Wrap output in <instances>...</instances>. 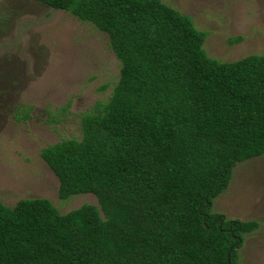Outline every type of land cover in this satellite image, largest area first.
I'll use <instances>...</instances> for the list:
<instances>
[{
    "label": "trees",
    "instance_id": "1",
    "mask_svg": "<svg viewBox=\"0 0 264 264\" xmlns=\"http://www.w3.org/2000/svg\"><path fill=\"white\" fill-rule=\"evenodd\" d=\"M29 1L105 34L119 75L79 138L39 153L60 200L90 194L98 207L0 202V264H241L258 223L211 205L235 164L264 154V54L208 57L206 33L161 0Z\"/></svg>",
    "mask_w": 264,
    "mask_h": 264
},
{
    "label": "rangeland",
    "instance_id": "2",
    "mask_svg": "<svg viewBox=\"0 0 264 264\" xmlns=\"http://www.w3.org/2000/svg\"><path fill=\"white\" fill-rule=\"evenodd\" d=\"M206 33L208 57L231 62L264 54V0H161ZM0 202L48 199L60 214L93 195L58 198V181L39 157L41 149L80 137L81 116L105 102L119 62L105 34L64 11L29 0H0ZM2 26V24H1ZM242 40L236 44L229 41ZM17 107H20L17 111ZM29 109V118L14 113ZM15 111V112H14ZM212 213L256 221L243 235L241 264H264V154L237 163L227 186L213 199Z\"/></svg>",
    "mask_w": 264,
    "mask_h": 264
}]
</instances>
